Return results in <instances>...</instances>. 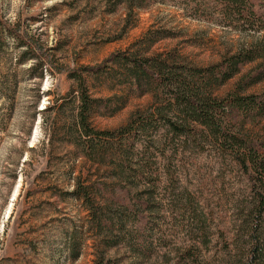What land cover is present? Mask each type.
Listing matches in <instances>:
<instances>
[{"label": "rangeland", "instance_id": "rangeland-1", "mask_svg": "<svg viewBox=\"0 0 264 264\" xmlns=\"http://www.w3.org/2000/svg\"><path fill=\"white\" fill-rule=\"evenodd\" d=\"M114 2L0 0V264H177V251L195 236L188 227L194 209L208 240L201 247L202 262L229 264L225 242L231 244L230 255L236 254L234 247L245 240L242 220L252 197L238 168L209 144L203 149L191 145L168 160L158 157L160 167L170 165L174 178L169 184L167 175L159 174L148 213L155 229L147 248L134 249L128 233L133 219L110 232L91 225L75 192L94 181L109 183L111 159L108 154L100 165L74 143L79 142L71 125L78 99L70 74L105 63L102 70L82 73L90 97L100 99L90 125L112 130L133 112L147 111L152 97L129 88L120 63L105 62L110 56L144 53L143 35L166 30L173 35L156 40L145 54L173 49L184 63L203 67L240 47L264 48V27L237 31L158 1L129 14L125 3ZM256 4L264 19V0ZM9 30L37 42L44 55L38 52L34 60L23 54L25 45ZM263 68L262 59L245 64L213 95L224 96ZM263 89L264 78L242 91ZM245 130L263 137L264 118L248 123ZM129 192L134 202L143 199L134 198L135 190Z\"/></svg>", "mask_w": 264, "mask_h": 264}, {"label": "trees", "instance_id": "trees-1", "mask_svg": "<svg viewBox=\"0 0 264 264\" xmlns=\"http://www.w3.org/2000/svg\"><path fill=\"white\" fill-rule=\"evenodd\" d=\"M151 1L167 2L181 7L191 16L237 31H257L264 27L256 0H115L114 4L125 3L130 14L134 8L144 7ZM9 31L20 46L25 45L23 54L29 53L34 60L40 57L38 52L44 55L37 42L24 41L15 31ZM172 35L166 30L155 34L149 30L142 38L146 44L144 53L118 52L105 61H118L126 78L123 82L138 95L152 97L147 111L133 112L118 128L98 130L89 123L91 112L100 99L90 97L82 71L97 72L105 63L82 67L70 74L77 83L78 99L71 125L79 142L75 140L74 143L100 165L104 163L101 158L108 154L111 159L107 166L110 182L100 180L88 187H78L76 196L83 201L89 212V222L96 229L120 230L125 220L133 219L128 233L134 249L141 251L143 246L147 248L155 229L148 213L159 174L167 175L169 184L174 178L170 165L160 167L158 157L168 160L167 157L191 145L201 149L212 145L242 173L252 197L246 220H242L245 240L234 247L236 254L230 255L231 244L225 242L229 264H264V136L258 137L245 130L248 123L264 118V89L260 93L242 91L245 85L264 78V68L243 78L224 96L213 95L217 86L239 73L245 64L256 59L264 62V48L258 44L240 47L220 61L203 67L184 63L173 49L145 54L156 40ZM162 168L164 171L160 170ZM128 179L132 180L130 184ZM126 186L129 188L126 191L111 190ZM130 190L137 192L133 194L135 199L138 195L143 199L137 198L134 202L128 198ZM196 211L192 210L188 225L195 236L177 251V264H204L201 247L208 240L204 221Z\"/></svg>", "mask_w": 264, "mask_h": 264}]
</instances>
